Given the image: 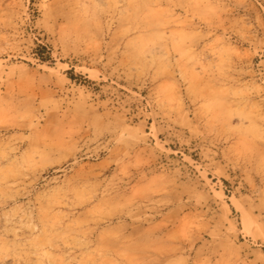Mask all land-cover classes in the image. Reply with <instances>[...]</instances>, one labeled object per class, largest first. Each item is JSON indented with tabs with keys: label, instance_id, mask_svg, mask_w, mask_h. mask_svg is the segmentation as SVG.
<instances>
[{
	"label": "rangeland",
	"instance_id": "374dc122",
	"mask_svg": "<svg viewBox=\"0 0 264 264\" xmlns=\"http://www.w3.org/2000/svg\"><path fill=\"white\" fill-rule=\"evenodd\" d=\"M0 264H264V0H0Z\"/></svg>",
	"mask_w": 264,
	"mask_h": 264
},
{
	"label": "trees",
	"instance_id": "16d2710c",
	"mask_svg": "<svg viewBox=\"0 0 264 264\" xmlns=\"http://www.w3.org/2000/svg\"><path fill=\"white\" fill-rule=\"evenodd\" d=\"M37 50L39 51L40 54H38L42 60H46L49 58V50H47L46 46L43 45H38ZM44 53L46 55L44 56Z\"/></svg>",
	"mask_w": 264,
	"mask_h": 264
}]
</instances>
